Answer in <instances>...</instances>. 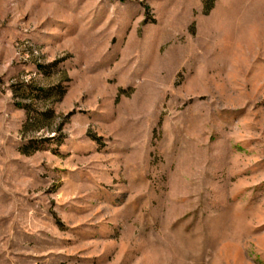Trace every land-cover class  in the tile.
I'll list each match as a JSON object with an SVG mask.
<instances>
[{
	"label": "rangeland",
	"instance_id": "1",
	"mask_svg": "<svg viewBox=\"0 0 264 264\" xmlns=\"http://www.w3.org/2000/svg\"><path fill=\"white\" fill-rule=\"evenodd\" d=\"M0 264H264V0H0Z\"/></svg>",
	"mask_w": 264,
	"mask_h": 264
}]
</instances>
